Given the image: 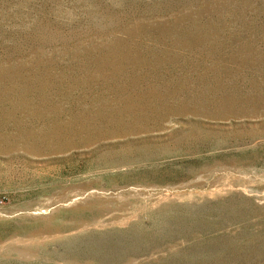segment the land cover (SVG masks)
Returning <instances> with one entry per match:
<instances>
[{"label":"rangeland","instance_id":"1","mask_svg":"<svg viewBox=\"0 0 264 264\" xmlns=\"http://www.w3.org/2000/svg\"><path fill=\"white\" fill-rule=\"evenodd\" d=\"M0 264H264V0H0Z\"/></svg>","mask_w":264,"mask_h":264}]
</instances>
